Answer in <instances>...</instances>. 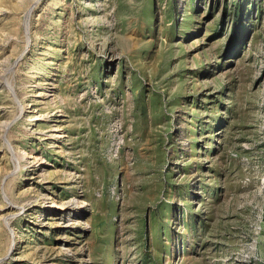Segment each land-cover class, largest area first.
Masks as SVG:
<instances>
[{"label":"rangeland","instance_id":"1","mask_svg":"<svg viewBox=\"0 0 264 264\" xmlns=\"http://www.w3.org/2000/svg\"><path fill=\"white\" fill-rule=\"evenodd\" d=\"M0 264H264V0H0Z\"/></svg>","mask_w":264,"mask_h":264},{"label":"bare ground","instance_id":"2","mask_svg":"<svg viewBox=\"0 0 264 264\" xmlns=\"http://www.w3.org/2000/svg\"><path fill=\"white\" fill-rule=\"evenodd\" d=\"M55 102V101H54Z\"/></svg>","mask_w":264,"mask_h":264}]
</instances>
